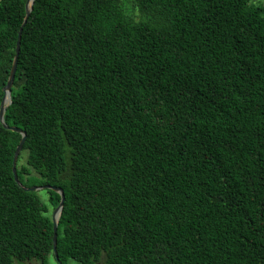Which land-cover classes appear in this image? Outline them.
<instances>
[{"label": "trees", "instance_id": "obj_1", "mask_svg": "<svg viewBox=\"0 0 264 264\" xmlns=\"http://www.w3.org/2000/svg\"><path fill=\"white\" fill-rule=\"evenodd\" d=\"M4 123L19 183L63 191L61 264H264V0H34ZM20 140L0 123V264H57Z\"/></svg>", "mask_w": 264, "mask_h": 264}, {"label": "water", "instance_id": "obj_2", "mask_svg": "<svg viewBox=\"0 0 264 264\" xmlns=\"http://www.w3.org/2000/svg\"><path fill=\"white\" fill-rule=\"evenodd\" d=\"M33 2L34 0H27L26 3H25V16H24V19H23V23H22V26L21 28L19 29V32H18V38H17V43H16V54L14 56V59H13V62H12V65H11V69H10V72H9V76H8V79H7V82H6V85L4 86V88L2 89L3 91V97H2V100H1V103H0V123L3 125V127L5 129H9L13 132H17V133H20L21 135V140L15 150V153H14V157H13V161H12V173H13V178H14V181L17 183V185L19 187H21L24 191H27V192H30V191H40L44 188L46 189H51L52 191L58 193L60 195V202H59V205L53 210L52 214H51V221H52V229H53V238H52V249H53V252L55 254V259L57 261V264H61V262L59 261L58 259V256H57V252H56V246H57V224H58V220L60 218V215H61V211H62V208H63V204H64V194H63V191L61 188H57V187H51V186H44V187H30V188H27V187H24L22 186L18 179H17V174H16V159H17V156L24 144V141L26 139V133L16 127H8L5 123H4V113H5V110L6 108L11 104V88H12V85H13V81H14V76H15V72H16V65H17V57H18V51H19V45H20V38H21V32H22V29L23 27L25 26L26 24V21H27V18L32 10V5H33Z\"/></svg>", "mask_w": 264, "mask_h": 264}, {"label": "rangeland", "instance_id": "obj_3", "mask_svg": "<svg viewBox=\"0 0 264 264\" xmlns=\"http://www.w3.org/2000/svg\"><path fill=\"white\" fill-rule=\"evenodd\" d=\"M254 1H257V0H254ZM31 187H35V186H31ZM41 194H42V192H41Z\"/></svg>", "mask_w": 264, "mask_h": 264}]
</instances>
